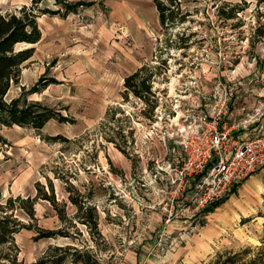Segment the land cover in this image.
Segmentation results:
<instances>
[{
    "label": "rangeland",
    "instance_id": "rangeland-1",
    "mask_svg": "<svg viewBox=\"0 0 264 264\" xmlns=\"http://www.w3.org/2000/svg\"><path fill=\"white\" fill-rule=\"evenodd\" d=\"M69 2L84 5L77 14L39 19L42 39L22 68L20 85L8 96L19 97L25 87L30 101L42 102L68 121L52 120L40 132L0 125V195L34 198L38 184L48 192L51 181L58 205L67 204V220L39 200V226L64 230L73 223L76 228L66 231L70 237L39 241L34 232L22 231L16 236L20 259L29 264L50 245H72L92 251L99 264H215L218 258L263 263L264 172L251 178L255 183L248 193L246 182L236 186L218 210L205 209L177 223L181 228L164 224L158 207L151 208V196L156 170L180 159L179 149L173 151L177 122L167 115L213 104L220 84L239 86L229 126L256 120L259 111L263 114L248 124H253L248 133H264V40L255 47L249 43L258 22L264 24V6L258 0H178V19L184 15V21L164 28L154 0ZM225 3L246 9L226 21L218 12ZM23 5L30 1L0 0L4 10ZM41 7L58 9L55 0ZM185 44L188 49L181 48ZM143 66L157 73L160 109L152 117L145 102L125 95V78ZM40 79L56 83L35 92ZM189 89L192 99L178 104ZM70 196H84L96 207L97 232L76 221Z\"/></svg>",
    "mask_w": 264,
    "mask_h": 264
},
{
    "label": "trees",
    "instance_id": "trees-1",
    "mask_svg": "<svg viewBox=\"0 0 264 264\" xmlns=\"http://www.w3.org/2000/svg\"><path fill=\"white\" fill-rule=\"evenodd\" d=\"M29 1L30 5H23L16 10H4L0 7V125L8 128L19 126L40 132L52 120L64 123L68 119L42 102L30 101L25 87L22 88L24 92L22 95L11 100L8 99L9 93L14 86L20 85L22 68L32 59L35 53L34 46L42 39L39 19L45 15L67 17L70 14H77L79 8L84 4L82 2L70 3L69 0H55L58 9L52 10L41 7L46 0ZM154 3L162 27L169 28L184 21V15L183 18L178 19V16L182 14L178 0H154ZM261 5L264 6V0H258V6ZM225 7L229 8L228 12ZM245 9V6L225 3L218 12L224 17L223 19L230 21ZM186 16L188 17V14ZM256 29L255 35L249 42L252 47L264 40V24L258 22ZM188 47L185 44L181 48L188 49ZM155 70L158 69L155 68ZM156 75L157 73L151 68L143 66L127 76L124 81L125 95L132 94L145 102L148 107L146 114L150 117L153 116L160 104L157 92L154 90ZM54 83H56L55 80L40 79L35 85L34 91L40 92ZM236 190L237 187L233 191ZM69 199L77 208L76 221L85 225L91 232H97L99 224L96 207L88 205L84 196H70ZM39 200L49 202L57 211L58 218L66 222L67 204L58 205L51 181H49L48 192L38 184V194L34 198L12 196L5 199L0 195V264H25L20 259L21 250L16 242V236L24 230L34 232V239L39 241L70 237L69 232L66 231L69 228H76V224L73 223L66 224L64 230H48L39 226L36 214V204ZM224 202L226 200L214 204L206 210L214 211ZM76 231L78 230L76 229ZM256 261L252 260L250 264H264V262L257 263ZM29 264H99V260L88 249H80L72 245H50L40 258ZM215 264L234 263L232 258L223 262L218 258Z\"/></svg>",
    "mask_w": 264,
    "mask_h": 264
},
{
    "label": "built area",
    "instance_id": "built-area-1",
    "mask_svg": "<svg viewBox=\"0 0 264 264\" xmlns=\"http://www.w3.org/2000/svg\"><path fill=\"white\" fill-rule=\"evenodd\" d=\"M238 89L237 83L220 84L213 95V104L205 108L191 105L181 114L167 115L171 123L170 119L177 122V132L172 135L173 151L179 149L180 159L168 161L156 170L152 181L156 192L151 196L154 203L151 208L158 207L165 225L197 218L231 194L234 187L264 170V133H248L253 127L248 124L256 123L257 116L263 113L256 112V120L229 126L231 105ZM182 94L178 104L192 99L190 89Z\"/></svg>",
    "mask_w": 264,
    "mask_h": 264
},
{
    "label": "crops",
    "instance_id": "crops-1",
    "mask_svg": "<svg viewBox=\"0 0 264 264\" xmlns=\"http://www.w3.org/2000/svg\"><path fill=\"white\" fill-rule=\"evenodd\" d=\"M259 172H261V173H263L264 172V170L263 171H259ZM255 175V174H254ZM254 175H252L247 181H246V183L248 184V185H246V188L244 189V191H245V193H248L249 192V190H250V188H251V186L255 183V180L253 179H251V178H253L254 177ZM256 176H260L261 177V174H258V175H256ZM241 186H245V184L243 183V184H241ZM240 187V186H239ZM229 200H226V202H224V203H222V204H225V203H227ZM222 204L220 205V206H222ZM219 206V207H220ZM219 208H217L216 210H218ZM226 209V208H225ZM158 211H159V213H161L160 212V210L158 209ZM223 210H219V213L221 214H224V216H227L226 215V213L224 212ZM221 214V215H222ZM153 215H157L155 212H152V216ZM162 215V214H161ZM163 216V215H162ZM162 216H161V218H162ZM154 217V216H153ZM216 217H218L219 218V215L218 216H216ZM158 219H159V217H158ZM163 219V218H162ZM162 222H163V220H162ZM179 222H181V221H178V222H174V223H172V224H170L171 226H174V224H175V226L176 225H178L177 223H179ZM184 223H186V222H188V221H183ZM171 226H169V228L171 227ZM180 228L181 227H183V225H178ZM177 227V226H176ZM206 244H208L209 245V243H206ZM201 245H202V243H201ZM202 247V246H201ZM198 252V254H200V253H202V248H199L198 250H197ZM196 254V253H195Z\"/></svg>",
    "mask_w": 264,
    "mask_h": 264
}]
</instances>
